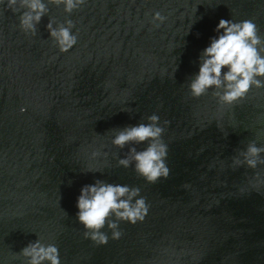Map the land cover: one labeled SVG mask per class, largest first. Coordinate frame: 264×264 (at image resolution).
Here are the masks:
<instances>
[{
    "label": "water",
    "instance_id": "95a60500",
    "mask_svg": "<svg viewBox=\"0 0 264 264\" xmlns=\"http://www.w3.org/2000/svg\"><path fill=\"white\" fill-rule=\"evenodd\" d=\"M45 2L35 36L0 5V264H26L19 251L37 236L61 264H264V164H234L264 146V88L234 104L188 89L220 18L251 19L264 37V0H86L71 13ZM49 20L73 22V49L58 50ZM152 114L170 169L155 183L119 164L146 143L112 144ZM96 179L139 187L149 204L143 222H118L119 239L105 225L103 245L75 216Z\"/></svg>",
    "mask_w": 264,
    "mask_h": 264
},
{
    "label": "clouds",
    "instance_id": "9594fccd",
    "mask_svg": "<svg viewBox=\"0 0 264 264\" xmlns=\"http://www.w3.org/2000/svg\"><path fill=\"white\" fill-rule=\"evenodd\" d=\"M63 4L71 13L86 0H54ZM0 5L19 13V27L25 35L35 36L37 25L49 11L45 0H0ZM154 21H163L160 12L153 13ZM74 24L65 21L53 27L52 20L46 25L60 52H68L78 41V34L72 31ZM257 24L251 19L233 20L220 18L214 28V35L198 55V70L188 82L193 98L205 95L210 88L224 104H234L245 99L250 90L264 88V37L259 34ZM21 108V111H25ZM159 116L152 114L146 123L126 126L112 138V144L123 148L129 142L146 143L137 150L129 149V155L121 157L119 164L133 166L135 172L147 182L155 183L159 178H167L168 145L163 141L164 128L159 124ZM264 146L250 142L246 149L234 158V164L255 169L264 164ZM242 157V159H241ZM76 219L83 226V235L97 245L109 240L103 231L105 225L112 230L111 238L119 239L122 232L119 221L130 224L143 222L149 213V204L140 195L136 186L111 183L96 179L81 186L76 198ZM114 217V219H113ZM27 258L26 264H61L60 252L55 243H44L39 236L28 241L19 251Z\"/></svg>",
    "mask_w": 264,
    "mask_h": 264
}]
</instances>
